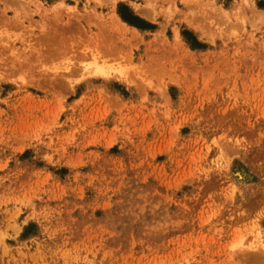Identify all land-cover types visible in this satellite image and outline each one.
<instances>
[{"label":"rangeland","instance_id":"rangeland-1","mask_svg":"<svg viewBox=\"0 0 264 264\" xmlns=\"http://www.w3.org/2000/svg\"><path fill=\"white\" fill-rule=\"evenodd\" d=\"M0 264H264V0H0Z\"/></svg>","mask_w":264,"mask_h":264},{"label":"trees","instance_id":"trees-1","mask_svg":"<svg viewBox=\"0 0 264 264\" xmlns=\"http://www.w3.org/2000/svg\"><path fill=\"white\" fill-rule=\"evenodd\" d=\"M123 9L125 10H119V14L121 18L128 22L131 25H134L139 28L149 27V24L141 20L140 18L133 15L131 12H128V9L123 6ZM127 9V10H126Z\"/></svg>","mask_w":264,"mask_h":264},{"label":"bare ground","instance_id":"bare-ground-1","mask_svg":"<svg viewBox=\"0 0 264 264\" xmlns=\"http://www.w3.org/2000/svg\"><path fill=\"white\" fill-rule=\"evenodd\" d=\"M116 18H118V17H116ZM116 18H115V19H116ZM93 55H94V54H93ZM96 55H97V54H96ZM94 56H95V55H94ZM100 70H101V69H100ZM107 72H108V71H107ZM119 72L122 73L121 71H119ZM122 76H123V77H122ZM122 76L119 75V78H120L121 80L126 81L127 79L124 78L125 76H124V75H122Z\"/></svg>","mask_w":264,"mask_h":264}]
</instances>
